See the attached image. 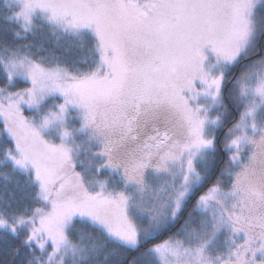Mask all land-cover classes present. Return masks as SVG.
<instances>
[{
	"label": "snow or ice",
	"instance_id": "1",
	"mask_svg": "<svg viewBox=\"0 0 264 264\" xmlns=\"http://www.w3.org/2000/svg\"><path fill=\"white\" fill-rule=\"evenodd\" d=\"M3 3L0 264H264V0Z\"/></svg>",
	"mask_w": 264,
	"mask_h": 264
},
{
	"label": "trees",
	"instance_id": "2",
	"mask_svg": "<svg viewBox=\"0 0 264 264\" xmlns=\"http://www.w3.org/2000/svg\"><path fill=\"white\" fill-rule=\"evenodd\" d=\"M5 11H6V9L4 7L3 0H0V15H3ZM34 39L36 40L37 43L42 42L46 49L52 48L55 44L54 37H52L50 35H39L38 34ZM6 171H7V169L0 168V173H4ZM17 178L20 180L21 183H23V181H24L23 175H20L19 177H14V179L12 181L6 182L4 179V176L2 174H0V195L8 196L9 192L12 191L14 188V180ZM5 183L8 184V189H9L8 192L3 190ZM16 195L19 197V196H22L23 193L20 191H17ZM21 239H22V237H12V236H8L6 240L0 239V250L3 249L5 244L9 248L16 246V245H19ZM9 259L12 260V264H22V262H23V264H26V261L28 259L26 248H21V252L18 256H16L14 259L11 256H9Z\"/></svg>",
	"mask_w": 264,
	"mask_h": 264
}]
</instances>
